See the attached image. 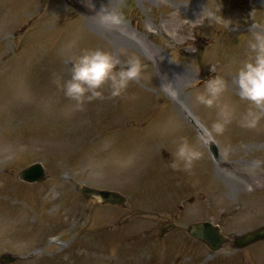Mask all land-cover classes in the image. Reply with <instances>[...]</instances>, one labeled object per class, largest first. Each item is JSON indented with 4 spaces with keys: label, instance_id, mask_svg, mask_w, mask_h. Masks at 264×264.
<instances>
[{
    "label": "rangeland",
    "instance_id": "rangeland-1",
    "mask_svg": "<svg viewBox=\"0 0 264 264\" xmlns=\"http://www.w3.org/2000/svg\"><path fill=\"white\" fill-rule=\"evenodd\" d=\"M102 6L121 12L125 23L102 24ZM256 32H264V0H0V254L18 255L12 264H145V257L150 264H264V243L225 249L210 261L183 230L208 220L224 233L241 232L264 220V209L258 214L255 207L264 197V118L255 129L241 127L249 105L238 89L230 90L253 55ZM94 49L112 53L117 70L138 58L141 77L120 97L106 85L101 98L70 111L61 85L71 77L72 61ZM215 75L228 85L222 102L235 109L214 139L227 163L223 169L186 123L191 117L210 130L218 120L215 107L195 102ZM181 137L202 153L191 172L173 170L172 156L162 155L163 146L173 154ZM37 161L46 181H18L19 169ZM79 184L117 189L128 208L151 207L162 217L173 211L175 225L162 229L175 228L154 245L148 239L159 235L148 219L122 221L124 209L85 201ZM243 190L253 196L247 204ZM102 230L119 238L103 240ZM46 231L67 245H51Z\"/></svg>",
    "mask_w": 264,
    "mask_h": 264
},
{
    "label": "clouds",
    "instance_id": "clouds-1",
    "mask_svg": "<svg viewBox=\"0 0 264 264\" xmlns=\"http://www.w3.org/2000/svg\"><path fill=\"white\" fill-rule=\"evenodd\" d=\"M97 15L101 23L109 27H119L125 23V17L121 12L109 10L107 6H102ZM249 48L253 55L237 70L233 83L238 89L240 100L246 101L249 105L240 118V126L255 129L264 118V32L254 34ZM119 63L112 53L100 49L85 50L76 57L71 63L70 79L61 85L65 98L72 102L70 111L82 110L85 103L101 98L106 85L112 97H120L130 82L141 77L144 66L138 58H129L126 66L117 70ZM210 70L215 72L213 68ZM200 84L199 80L197 87ZM202 87L204 91H197L195 102L207 108L215 107L219 117L211 129H205L199 137L202 144H209L216 135L224 133L226 126L235 117V109L231 104L222 102L228 85L221 76L215 75L207 79ZM201 157L202 153L193 147L186 137H181L169 166L173 170L191 172ZM131 163L132 160L129 159L127 164Z\"/></svg>",
    "mask_w": 264,
    "mask_h": 264
},
{
    "label": "water",
    "instance_id": "water-1",
    "mask_svg": "<svg viewBox=\"0 0 264 264\" xmlns=\"http://www.w3.org/2000/svg\"><path fill=\"white\" fill-rule=\"evenodd\" d=\"M32 168H36V167H32ZM37 170H39V166L37 165ZM27 171H25L26 173ZM80 191L87 197H92V196H100L102 197L105 201L104 202H110V203H116V201H119V202H122L123 199L118 197V196H115L113 193H110V192H105V191H97V190H92V189H87L85 187H82L80 189ZM191 230L193 232L194 235L195 234V231H199V232H205V231H209V226L207 225H202V226H192L191 227ZM197 236V235H196ZM199 237V236H198ZM12 260H14L13 258L11 257H5L3 256L2 259H1V263H7V262H11Z\"/></svg>",
    "mask_w": 264,
    "mask_h": 264
},
{
    "label": "bare ground",
    "instance_id": "bare-ground-1",
    "mask_svg": "<svg viewBox=\"0 0 264 264\" xmlns=\"http://www.w3.org/2000/svg\"><path fill=\"white\" fill-rule=\"evenodd\" d=\"M231 89H237V88H236V86H235V88H232V87H231L230 90H231Z\"/></svg>",
    "mask_w": 264,
    "mask_h": 264
}]
</instances>
